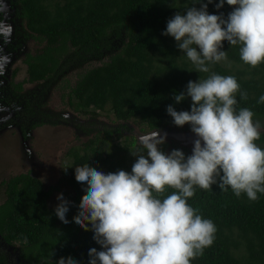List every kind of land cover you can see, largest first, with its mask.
I'll return each instance as SVG.
<instances>
[{
	"label": "trees",
	"instance_id": "obj_1",
	"mask_svg": "<svg viewBox=\"0 0 264 264\" xmlns=\"http://www.w3.org/2000/svg\"><path fill=\"white\" fill-rule=\"evenodd\" d=\"M193 2L17 0L20 19L42 46L32 54H25L27 77L14 85L13 90L20 92L24 84L53 82L69 66L82 64L88 69L78 75L67 93V103L75 113L87 116L94 114L90 109L110 111L117 122L137 119L152 132L176 128L167 107L171 105L177 112L190 111L192 102L186 97L176 103L174 95L185 92L189 81L205 79L215 72L236 78L240 92L247 93L246 100L240 98L239 92L236 94L237 108H249L255 114L253 119L264 124V103H257L264 95V63L255 68L244 64L239 58V46L224 41L222 50L228 53L227 61L210 65V73H200L178 49L174 38L162 35L167 21L178 11L184 14L187 7L199 9L200 3ZM217 2L208 4V13H222L226 19L233 9L226 3L217 9ZM104 53H108L107 61L91 67ZM39 124L31 125V129ZM184 127L191 132L190 125ZM115 133L118 136L119 129ZM112 134L105 131L100 142L97 137L85 145V153L73 154L66 180L70 190L67 224L47 206L52 189L45 191L38 179L25 174L4 183L0 242L19 245L18 264H56L61 257H72L77 264H89V250H101L93 240V232L73 222L85 194V186L75 180V168L89 164L105 174L118 170L130 173L136 159L130 154L137 148L135 142L131 140L122 148L113 145L108 151L106 145L112 141ZM255 143L264 149V132ZM174 149L179 150L173 144H164L162 151L170 153ZM182 152L185 157L191 155L186 149ZM173 191L166 189L164 195ZM257 197L255 201L244 193L237 197L230 187L221 191L215 184L211 190L195 188L194 196L187 202L214 223L216 232L213 244L191 264H264V193H257ZM6 261L0 255V264H7Z\"/></svg>",
	"mask_w": 264,
	"mask_h": 264
},
{
	"label": "clouds",
	"instance_id": "obj_2",
	"mask_svg": "<svg viewBox=\"0 0 264 264\" xmlns=\"http://www.w3.org/2000/svg\"><path fill=\"white\" fill-rule=\"evenodd\" d=\"M212 2L194 0L199 9L178 11L162 35L174 38L200 73H210V65L227 61L224 41L239 46L244 64L255 68L264 63V0H218L217 9L225 3L233 9L226 19L222 13H208ZM0 37L5 43L11 38V26L3 21ZM238 92L247 99L234 76L211 72L174 95L176 103L186 97L192 102L190 111L177 112L171 105L166 109L175 126L188 124L197 137L187 157L181 150L161 151L158 146L166 137L156 131L139 137L130 153L136 158L130 173L105 174L89 164L75 168V180L85 186V194L73 222L91 230L101 248L89 250V264H191L213 244L216 232L214 223L187 202L196 187H230L237 197L244 193L251 201L264 193V149L255 143L262 125L253 119L252 110L237 108ZM257 103H264V95ZM166 189L174 191L165 196ZM57 199L55 215L67 224L70 202L62 194ZM56 264L77 261L61 257Z\"/></svg>",
	"mask_w": 264,
	"mask_h": 264
},
{
	"label": "rangeland",
	"instance_id": "obj_3",
	"mask_svg": "<svg viewBox=\"0 0 264 264\" xmlns=\"http://www.w3.org/2000/svg\"><path fill=\"white\" fill-rule=\"evenodd\" d=\"M1 14L4 15L3 23L11 26V38L5 43L4 38L0 37V87L3 88L2 91L0 89L3 98L0 103V204L5 201L4 183L18 175L28 174L38 179L45 190L52 189L47 206L55 210L60 203L58 195L62 194L65 200L69 195L66 180L73 163L72 156L75 153H85V145L90 140L99 137L100 142L105 131L113 132L112 141H108L106 145V149L110 151L113 145L122 148L131 140L135 142L134 147H137L139 137L152 132L137 119L119 123L110 111L94 112V109H90L94 114L87 116L75 113L67 103V93L74 86L78 75L88 69L82 64L69 66L53 82L24 84L23 92L15 93L14 85L23 82L27 77L23 62L25 54H32L42 44L38 45L20 19V5L17 0H0ZM107 59L108 53H104L91 67H96ZM34 93H40V96H35L36 103L28 108L26 105L30 102L25 104L21 97L28 96L29 101ZM14 106L15 110L11 112ZM25 110L26 117L23 115ZM35 113H43L50 118V123L39 124L35 126L37 128L31 129V125L39 123L38 117V121L29 117ZM261 125L262 133L264 124ZM118 129L120 134L116 136ZM186 132L188 133L184 126L160 130L159 134L166 139L158 147L162 151L164 144H173L179 150L186 149L191 154L193 142L197 139L195 135H191L186 141L171 138L173 133L179 135ZM103 157L104 154L102 159L105 158ZM18 246L17 243L4 245L9 264H18Z\"/></svg>",
	"mask_w": 264,
	"mask_h": 264
},
{
	"label": "flooded vegetation",
	"instance_id": "obj_4",
	"mask_svg": "<svg viewBox=\"0 0 264 264\" xmlns=\"http://www.w3.org/2000/svg\"><path fill=\"white\" fill-rule=\"evenodd\" d=\"M3 14H1L0 15V21H3ZM0 82H1V79H0ZM33 84V83H32ZM23 87H24V85L22 86V88H21V90H20V92H16V93H20L21 94V92H23L22 90H23ZM0 89H1V91L3 90V88H1L0 87ZM35 95L33 96V98H31L29 101H28V96H22L21 98H22V100H24V102H25V104L27 103V102H30V103H32L33 104V106H34V104L36 103L35 102V96H40V93H34ZM3 101V98L1 97V95H0V103ZM10 102H13V101H11L10 100ZM16 104H18V103H16ZM1 105V104H0ZM27 107H28V104L26 105ZM15 110V106L13 107V109H12V111L11 112H13ZM25 112H26V110L24 111V116H25ZM39 112V111H38ZM18 116L20 117V111L18 112ZM26 117V116H25ZM29 117H31L32 119H36L37 117H38V122L39 123H41V122H43V124H49L50 123V118L49 117H47L46 115H44L43 113H38L37 115H36V113L35 114H32L31 116H29ZM38 123V124H39ZM19 126V129H20V125H18ZM35 128H37V127H35ZM35 128H33V129H35ZM4 245H6V244H4V243H2V242H0V255H3L4 257H6L7 258V253H6V251H5V249H4ZM7 262V264H9L8 263V260L6 261Z\"/></svg>",
	"mask_w": 264,
	"mask_h": 264
},
{
	"label": "water",
	"instance_id": "obj_5",
	"mask_svg": "<svg viewBox=\"0 0 264 264\" xmlns=\"http://www.w3.org/2000/svg\"><path fill=\"white\" fill-rule=\"evenodd\" d=\"M156 131H158V130H156ZM156 131H152V133L153 132H156ZM159 132V131H158ZM189 133V134H188ZM188 133L186 132V133H184V134H175V133H173V134H171V138H173L174 140H176V141H186L187 139H188V137H191V135H194V133H192V132H189L188 131Z\"/></svg>",
	"mask_w": 264,
	"mask_h": 264
}]
</instances>
